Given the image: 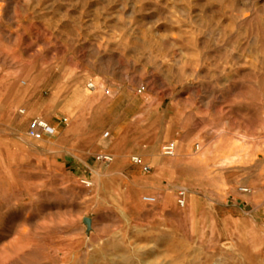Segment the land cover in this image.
I'll use <instances>...</instances> for the list:
<instances>
[{
  "label": "rangeland",
  "instance_id": "obj_1",
  "mask_svg": "<svg viewBox=\"0 0 264 264\" xmlns=\"http://www.w3.org/2000/svg\"><path fill=\"white\" fill-rule=\"evenodd\" d=\"M0 264H264V0H0Z\"/></svg>",
  "mask_w": 264,
  "mask_h": 264
},
{
  "label": "built area",
  "instance_id": "obj_2",
  "mask_svg": "<svg viewBox=\"0 0 264 264\" xmlns=\"http://www.w3.org/2000/svg\"><path fill=\"white\" fill-rule=\"evenodd\" d=\"M93 87L94 86L91 83L89 85V88H93ZM143 90H144V88L141 87L139 89V92H142ZM19 113L24 114V111L20 110ZM54 134H55V130L51 126H49L46 122L41 121L39 119H34L29 124L28 129H27V135L30 138H39L41 136H49L50 137V136H53ZM174 152H175V145L173 143H168L163 147L162 154L165 157H170V156H173ZM95 160L98 162H101V163H109L112 161V158L110 156H107V155H97L95 157ZM132 162L135 165L141 167L144 172H149V167L146 165H143L139 158L133 157ZM81 184H83L84 186H90V183H88L86 180L81 181ZM241 192L246 193L247 189H241ZM184 196H185L184 192H182V191L178 192L177 204L180 207H184V205H185V197ZM143 201L147 204H153L156 202V199L154 197H151V196H145V197H143Z\"/></svg>",
  "mask_w": 264,
  "mask_h": 264
},
{
  "label": "water",
  "instance_id": "obj_3",
  "mask_svg": "<svg viewBox=\"0 0 264 264\" xmlns=\"http://www.w3.org/2000/svg\"><path fill=\"white\" fill-rule=\"evenodd\" d=\"M83 223L86 226L87 230H89L90 229V220L89 219H84Z\"/></svg>",
  "mask_w": 264,
  "mask_h": 264
}]
</instances>
